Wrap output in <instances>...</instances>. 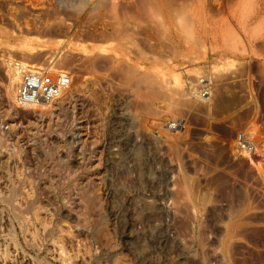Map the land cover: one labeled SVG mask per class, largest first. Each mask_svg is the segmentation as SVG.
<instances>
[{
    "label": "rangeland",
    "instance_id": "1",
    "mask_svg": "<svg viewBox=\"0 0 264 264\" xmlns=\"http://www.w3.org/2000/svg\"><path fill=\"white\" fill-rule=\"evenodd\" d=\"M9 54L72 76L53 129L9 110ZM0 134V199L15 179L39 212L23 233L0 203V264H264V0H0ZM38 161L77 168L82 222L56 214Z\"/></svg>",
    "mask_w": 264,
    "mask_h": 264
},
{
    "label": "bare ground",
    "instance_id": "2",
    "mask_svg": "<svg viewBox=\"0 0 264 264\" xmlns=\"http://www.w3.org/2000/svg\"><path fill=\"white\" fill-rule=\"evenodd\" d=\"M19 27V26H18ZM40 40V39H39ZM32 50H35L34 48H32ZM31 51V50H30ZM15 62L16 60L9 54L8 57L6 58V73H7V82L5 83L4 85V95L8 98V101H9V110L12 111V112H15L18 108L20 107H29V108H36V120H38L39 122L36 123L35 125V128L37 129L35 132H41L42 130L45 132V130L47 129H43L44 125L49 128L53 125V123L56 124V122H58L57 120L61 118V115L62 114H66L70 109H74L76 108L75 107V104H73L72 106V103L71 101L69 102V100L67 101V103H65L64 105H59L57 104L58 103V99H55L53 100L52 102H39V103H32V104H27V105H20L19 102L17 101L16 99V88H17V84L19 82V79H20V76L16 70V67H15ZM24 64H27L29 65L30 63H27V62H23ZM49 68V67H48ZM62 96V95H61ZM60 96V97H61ZM79 98V97H78ZM70 103V104H69ZM49 108H51V113H47L46 111L50 110ZM74 111V110H73ZM74 113V112H73ZM51 114V115H50ZM51 116L52 118L54 117V122H50L52 120V118L49 119L48 122H45V119H46V116ZM61 120V119H60ZM53 121V120H52ZM62 123V122H61ZM66 123V122H65ZM67 124V123H66ZM60 125V124H59ZM64 126V123L61 124V126ZM68 125V124H67ZM62 126V127H63ZM66 126V125H65ZM52 128V127H51ZM53 129V128H52ZM64 130L60 129L61 133L65 131V127L63 128ZM66 129H68L66 127ZM70 129V128H69ZM73 130V129H71ZM50 130H48L47 132H49ZM59 131V130H58ZM68 131V130H67ZM66 132V131H65ZM61 133L60 136H61ZM80 133V132H79ZM44 134V133H43ZM48 134V133H47ZM64 134V133H62ZM66 134V133H65ZM50 135V134H49ZM37 136V135H36ZM44 136V135H43ZM59 136V137H60ZM49 137V136H48ZM47 137V138H48ZM61 139L63 138V135L62 137H60ZM66 139V138H65ZM30 142H31V151L32 152H35L39 155H41L42 153H45L46 154V158H51L53 156V151H51L50 147H48L49 144H47V147L44 146V138L41 137V138H36L34 136H31L29 138ZM46 140V139H45ZM48 140V139H47ZM46 140V141H47ZM46 141H45V144H46ZM49 142V141H48ZM52 142V141H51ZM4 143V139H3V136L0 134V145H2ZM257 146V144H256ZM80 147V146H79ZM68 148V147H67ZM82 148V147H81ZM236 148V147H235ZM259 147H257V150H258ZM7 149V148H6ZM71 149V148H70ZM237 149V148H236ZM260 149V148H259ZM2 150V149H1ZM68 150V149H67ZM80 150V149H79ZM238 151V149H237ZM79 152V151H77ZM82 152V151H81ZM80 152V154H81ZM44 154V155H45ZM78 154V153H77ZM258 154V153H257ZM256 154V156H257ZM260 154V153H259ZM79 155V154H78ZM77 155V156H78ZM80 156V155H79ZM83 156V154H82ZM261 156V155H260ZM259 157V156H258ZM71 158V157H70ZM80 158V157H79ZM83 158V157H82ZM44 159V158H43ZM1 160V159H0ZM46 160V159H45ZM49 160V159H48ZM67 160V159H66ZM80 160H83L80 158ZM86 160V159H84ZM249 160L252 162V163H255L256 164V161L253 157V155H249ZM43 162V161H42ZM46 163V161H44ZM62 162V160H61ZM65 162V161H64ZM82 162V161H81ZM5 163V162H4ZM63 163V162H62ZM85 163V161L83 162V164ZM53 164V163H52ZM58 165L55 166V168L53 169H50L49 167L45 166L44 164H40L39 161L37 163V166H36V170L38 172V178H39V182H42V185H44L48 190L49 192H52L53 195L57 198V201H58V205L57 207L55 206V208H57V213L58 215L60 216H69L70 217L72 216L74 219L73 220H78L81 221L82 218H81V214H78L76 212V210L73 208V205H71L72 202H70V200L68 199L69 198V192H70V189L71 191L72 190H76L78 192L79 188H80V184L79 182H73V181H70L68 182L67 180H69V178L71 177V175H73V177L76 175V172H77V168L75 167V169H68L69 166L71 168V165L70 163L69 164H61V163H57ZM77 164V163H76ZM86 164V163H85ZM36 165V164H35ZM3 166V165H2ZM54 166V165H53ZM82 167L80 168H84L83 165H81ZM86 167V165H85ZM88 169V167H86ZM0 169H1V166H0ZM85 169V168H84ZM79 170V168H78ZM1 171V170H0ZM8 171V170H7ZM11 171V170H10ZM66 172H68L69 176H68V179H67V176L65 175ZM2 174V173H1ZM78 174V173H77ZM80 174V173H79ZM84 174V173H83ZM87 174V172L85 173ZM3 175V174H2ZM1 175V176H2ZM7 175V174H5ZM30 175V174H29ZM56 175V176H55ZM4 176V175H3ZM58 177V179H56ZM80 176V175H79ZM30 177V176H29ZM1 178V177H0ZM11 178V177H9ZM32 177H30L28 180V184H30L31 186V189H33V191L35 190V193L37 192V194H40V189L37 185V178H34V179H31ZM65 178L67 180H65ZM75 178V177H74ZM17 180V179H16ZM74 181L76 179H73ZM78 180V179H77ZM86 180V179H85ZM5 181V180H4ZM10 181V180H9ZM66 181L68 182L67 185H64L66 183ZM11 185L10 188L5 191V193L3 194V197H1L0 199V203H4V205L6 206V208L8 209V211L10 212L11 215L14 216V221L13 222H17V225H20V227L22 228V232H26L29 230L28 226L30 225V223L34 224V219H36L38 216V210L36 211L35 209V212H33V209L35 208L34 206V203L35 201H33V199L31 200V195L30 193L27 194V196H23L26 201V206L24 208H19L17 207V205H14V201L16 200V198L22 194V192H20V188L17 187V181L12 180L11 179ZM25 182V181H24ZM83 182V181H82ZM84 183V182H83ZM22 184V183H21ZM27 185V184H26ZM83 186V185H82ZM26 187V186H24ZM38 187V188H37ZM44 187V188H45ZM39 189V191H38ZM84 189V188H83ZM66 190L69 192L66 193ZM33 193V192H32ZM33 193V194H35ZM71 193V192H70ZM68 194V196H67ZM86 194V193H85ZM24 195V194H22ZM80 195V194H79ZM31 196V197H30ZM39 196V195H38ZM90 196V195H89ZM85 197V196H84ZM38 198V197H37ZM87 198V197H86ZM15 199V200H14ZM160 199V198H159ZM86 200V199H85ZM163 200V199H162ZM94 203V202H93ZM16 204V203H15ZM162 204V203H161ZM37 206V205H36ZM169 206V205H168ZM6 210V209H5ZM170 211V210H169ZM84 214V213H83ZM87 214V213H86ZM59 217V216H58ZM167 218V217H166ZM153 219V218H152ZM59 221L61 220L60 218L58 219ZM63 220V219H62ZM11 221V220H10ZM51 222V221H50ZM63 222V221H62ZM82 222V221H81ZM59 224V223H58ZM57 227V225H55ZM62 226V225H61ZM165 226V225H164ZM166 226H167V222H166ZM169 226V225H168ZM171 226V225H170ZM163 227V226H162ZM172 227V226H171ZM168 228V227H167ZM166 228V229H167ZM164 229V228H163ZM165 229V230H166ZM169 229V228H168ZM170 230V229H169ZM159 231V230H158ZM167 233V231H165ZM171 232V231H170ZM37 235V234H36ZM165 235V234H164ZM169 235V234H168ZM171 235V234H170ZM15 238H13L12 240H14V243L16 245L20 244V241H18V235H14ZM44 237V240L47 239V240H50L51 238L55 237V231H54V227H51L50 229H47L46 232H45V235L43 236ZM62 238V236H60ZM162 238V237H161ZM187 240V239H186ZM60 241V240H59ZM57 241V242H59ZM184 241V240H183ZM55 242V241H54ZM214 251V250H213ZM70 257V256H69ZM39 259V258H38ZM44 261V260H43Z\"/></svg>",
    "mask_w": 264,
    "mask_h": 264
},
{
    "label": "built area",
    "instance_id": "3",
    "mask_svg": "<svg viewBox=\"0 0 264 264\" xmlns=\"http://www.w3.org/2000/svg\"><path fill=\"white\" fill-rule=\"evenodd\" d=\"M15 67L20 76L16 88V99L20 105L52 102L67 92L72 83V76L63 70L53 71L48 67L34 70L19 60H16ZM167 125L172 129L178 128L177 122ZM237 143L240 152L256 154L257 146L252 134L239 132Z\"/></svg>",
    "mask_w": 264,
    "mask_h": 264
}]
</instances>
